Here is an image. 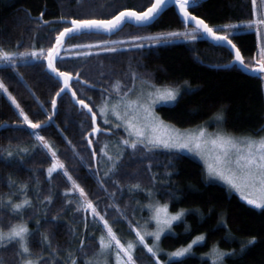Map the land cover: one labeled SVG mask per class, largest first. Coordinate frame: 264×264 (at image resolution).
<instances>
[{
	"label": "trees",
	"instance_id": "16d2710c",
	"mask_svg": "<svg viewBox=\"0 0 264 264\" xmlns=\"http://www.w3.org/2000/svg\"><path fill=\"white\" fill-rule=\"evenodd\" d=\"M153 1L0 0V47L8 51L43 48L46 52L55 43L58 32L73 18L110 19L120 11L146 10ZM190 11L212 27L242 24L253 18L252 0H200V6L190 8ZM185 28L176 8L170 5L147 26L125 24L110 36L98 33L73 35L64 48L105 37L182 31ZM230 38L240 49L245 62L251 64L257 53L256 33L239 31L231 33ZM64 52L65 49L57 58V66L72 72L77 98L85 99L97 112V126L102 131L89 135L91 114L76 104L71 92L56 98L57 109L52 122L37 131L52 145L70 174L100 210L116 204L124 212V218L113 224L114 230L129 227V221L135 224L136 203L139 200L146 202V197L139 191L130 190L129 186L139 183L142 189L155 192L157 201L167 204L170 212L185 211L182 220L172 225L171 232L161 237L163 252L185 247L198 235L205 236V241L193 245L191 251L181 258L168 260L166 253L159 254L164 264H212L209 253L214 245L223 251L235 252L226 258L225 264H264V210L249 206L223 185L206 181L202 165L192 157L159 149L154 154H146L150 160H141L130 155L131 149H126L120 161L121 168L105 177L104 169L99 165V141L112 138L114 128L102 122L97 109L103 102L102 97L116 96L111 87L116 80L121 82L122 91L126 90L132 84V73H135L139 80L155 86L185 85L173 104L156 108L159 117L174 127L199 126L222 110V124L227 132L259 135L264 132L261 76L231 64L233 53L226 46L206 38L91 56L63 57ZM77 72L80 80L86 83L77 82ZM0 79L33 122L47 121V116L52 113L51 100L62 83L47 70L45 60L18 62L15 70L0 68ZM105 129L109 131H103ZM32 131L22 123L18 110L0 91V198L6 200L11 195L14 201L22 199L25 192L21 191V185L27 184L26 195L33 207L25 210L23 219L32 233L30 247L33 257L42 255L41 264L45 261L52 264L50 255L54 253L56 264H64L68 250H74L77 264H84L99 249L96 234L89 230L91 216L77 212L73 203H67V199L76 200L75 192L65 197V189L71 184L61 170L53 173L49 180L47 168L51 155L42 146L33 148L38 142L30 135ZM115 132L123 134L120 129ZM89 139L93 141L91 146L88 145ZM21 148L28 151L21 152ZM6 150H11L14 155L8 157ZM93 151L97 153L95 159L92 158ZM97 172L99 176L95 175ZM101 178L105 181L103 188L98 183ZM13 181L15 183H11ZM48 194L53 197L52 203H41ZM107 211L110 223L112 217L119 218L115 208L108 207ZM82 217H87L88 228L80 236L72 222L81 221ZM19 219L9 209H0V226L7 228L9 223H16ZM95 232L101 233V229L96 227ZM43 235L49 237L51 248L42 243ZM252 237L256 238V243L241 252L242 246ZM81 240L87 256L78 251ZM17 251L14 244L0 246V264H20ZM135 257L138 264H155V259L142 246L136 249Z\"/></svg>",
	"mask_w": 264,
	"mask_h": 264
},
{
	"label": "snow or ice",
	"instance_id": "6c2138e0",
	"mask_svg": "<svg viewBox=\"0 0 264 264\" xmlns=\"http://www.w3.org/2000/svg\"><path fill=\"white\" fill-rule=\"evenodd\" d=\"M261 8H264V0H259ZM174 6L179 11L183 23L186 26L183 32H169L161 36L149 37H135L137 40H150L159 43L161 40L167 42L168 38L183 37L186 40H197L206 37L217 45L228 44L234 51V63L241 65L246 71L250 70L253 73H264V47L260 49L259 58L255 60L254 64L246 63L242 56L240 49L230 38L231 33L229 29H236L240 25H225L222 28H214L210 26L203 18L194 15L190 8L199 7L200 0H154L150 7L146 10L133 11L124 10L110 19L98 18H73L70 24H66L62 31H59L55 37V43L49 47L46 52L43 48L36 50L35 48L25 51H8L0 47V68L11 67L16 69L19 61L27 63L29 59L39 61L41 59L47 61V70L54 75L62 87L55 93V97L51 100L52 113L47 116L45 122H33L24 108L17 102L16 98L12 96L6 87L4 80L0 79V91L7 94L12 104L18 109V114L22 117V123L33 130L32 135L38 144H34L33 148L42 146L47 149L51 155V163L47 168L49 180L52 179V174L58 170L62 171L64 177L70 182L71 187L65 189V197L70 193L78 192L79 199H67V203H75L77 212H85L92 217L95 224L97 221L101 226V234L98 237L99 249L94 252L93 258L84 262V264H110V259L114 260V264H138L135 257L136 249L142 246L155 259V264H163L159 258L160 248L159 241L165 231L172 228L173 222L180 221L184 216V210L172 214L168 210L167 204H160L159 202L149 203L147 207L150 209L152 215L151 219L155 221L156 228L154 231L147 230L146 226H142L139 222L132 225L129 221L131 232L135 233L134 239L122 240L116 231H114L113 224L119 223L125 214L116 204L107 205L105 209L100 210L98 205L89 199L85 189L73 178L65 164L59 159L57 152L52 145L45 139L39 131L46 127L48 123L52 122V118L56 115L57 97H61L62 93L71 92V97L76 104L80 105L82 109H87L91 114V133H100L102 129L97 126V112L89 106V103L83 98H77V92L73 90L72 80L73 74L69 71L61 70L57 66V58L60 56V51L65 45L66 38L71 35H79L85 33L107 32L112 33L119 29L126 20L135 21L137 25L147 26L155 21L161 12L167 6ZM258 0H252L253 14L257 16L256 19L248 21L244 24L245 28L252 29L255 27L257 38L260 39V27L264 26V15L257 12ZM43 13H41V18ZM62 19H64L62 17ZM44 23H48L44 21ZM192 27L188 30V27ZM118 43L117 41H104V45H112ZM137 47H143L142 44H137ZM76 47L91 48L92 44L76 45ZM99 47V45H95ZM107 52H116L117 48L106 46L103 48ZM84 56H91V52L81 53ZM19 75V73H17ZM22 79V77H21ZM138 77L132 73V84L122 91L121 82L116 80L112 85V90L116 93L117 98L112 101L111 94L108 97H102V104L97 106L99 115L103 118L105 124H113L114 128H123L125 133L117 141L115 147L116 154L109 153V145L105 144L100 153L107 158V168L104 172L105 177L115 174L121 168L120 161L125 154L126 149H131L130 155L143 159H151L146 154H154L158 149H163L168 152L187 151L192 153L204 161L206 166V173L209 179H218L228 186L231 191L239 194L240 198L248 205L264 210V136L258 135H243L235 136L220 130L219 126L224 121L223 111H218L213 120L217 124V131L209 133L204 126L198 127L195 130L180 131L174 126L166 124L155 112V105L157 101L175 102L180 94V90L175 87H166L164 89L157 88L149 81L141 79V87H136ZM76 80L80 83L86 81L80 80V73H76ZM146 85V87H145ZM135 94L134 98L131 94ZM41 107H43L41 105ZM109 114L115 117L113 123L109 119ZM103 131H109L105 129ZM70 143V142H69ZM93 141L88 140V145L91 146ZM19 151L27 152V148H21ZM7 156L12 157L14 153L11 150H6ZM97 153L92 152V158H96ZM151 169V164L148 166ZM99 176V173H95ZM171 175V173H169ZM155 179V177H153ZM104 179L98 180L101 188L104 187ZM11 183H15L14 181ZM113 183H116L113 181ZM130 190H139L141 185L133 183ZM27 184L21 185V191L25 192L22 199L14 201L9 195L7 199L0 198V209H9L14 215L20 217L16 223H9L7 228L0 226V246H7L14 244L18 251L17 255L20 257V264H41L44 260L42 255L33 257L30 247V238L32 233L29 230L27 223L23 219V214L26 209L33 207L32 201L26 195ZM106 191V189H105ZM115 196V193H110ZM151 197V192L148 193ZM37 199H40L37 194ZM53 197L51 194L46 195L41 203L47 202L51 204ZM115 208L116 213H119V218L112 217L110 223L109 213L107 208ZM53 220L56 217H52ZM87 217H85V220ZM87 226V224L85 225ZM151 236L153 242L150 244L147 237ZM205 241L204 235H198L191 244L186 248H180L169 254V259L174 257H183L189 253L193 245ZM42 243L51 248V241L47 235H43ZM256 243V238L252 237L247 241V244L242 246L241 252L246 248L253 246ZM78 251L87 256L84 249V241L81 240ZM209 255L212 257V264H225L227 257L235 255V252H227L221 250L218 246H213ZM103 258L101 261L100 258ZM56 254L50 255L52 264H56ZM48 264V261H45ZM64 264H77L76 254L72 250H68L67 256L64 258Z\"/></svg>",
	"mask_w": 264,
	"mask_h": 264
},
{
	"label": "rangeland",
	"instance_id": "374dc122",
	"mask_svg": "<svg viewBox=\"0 0 264 264\" xmlns=\"http://www.w3.org/2000/svg\"><path fill=\"white\" fill-rule=\"evenodd\" d=\"M154 2V1H153ZM152 2V3H153ZM151 3V4H152ZM151 6V5H150ZM149 6V7H150ZM130 10V9H129ZM178 10V9H177ZM133 11H135V10H133ZM257 12L258 13H260L261 15H264V8H261V6H260V4H259V0H258V6H257ZM257 18V16L256 15H254L253 14V18L251 19V20H253V19H256ZM126 21H130V22H133V23H135V21H132V20H126ZM247 23V22H246ZM246 23H242V24H234V25H240V27H238V28H236V29H229L228 31L230 32V33H235V32H239V31H253V32H255L256 33V29H255V27L254 28H252V29H248V28H245L244 27V24H246ZM230 25V24H229ZM223 26H225V25H222V26H218V27H214V28H222ZM188 30H190V28H188ZM183 31H185V29L184 30H182V31H169V32H183ZM169 32H162V33H155V34H141V35H136V36H129L128 34L126 35V36H124V37H105V38H100V39H96L95 41L94 40H92V41H90V42H85V43H77V44H71V45H69V46H67L66 48H62L61 49V51H63V49H65V51L66 52H64V54H63V57H68V56H75V55H82L81 53H85V52H91L92 54H95V53H102V52H107V51H104L103 50V48L104 47H106V46H111V47H115V48H117V50H125V49H130V48H138L136 45L137 44H142L143 46H157V45H161V44H167V43H172V42H181V41H190V40H186V39H184L183 37H174V38H168V40H167V42H164V40H161L159 43H157L156 41H150V40H143V39H141V40H137V39H135V37H149V36H161V35H165V34H167V33H169ZM107 33V32H106ZM260 39H258L257 38V53H256V58L253 60V62L251 63V64H254L255 63V60L256 59H258L259 58V55H260V49L262 48V47H264V26H261L260 27ZM256 36H257V34H256ZM202 38H206V37H202ZM68 39H70V38H66V40H65V43L67 42V40ZM104 41H117L118 43H116V44H112V45H104L103 44V42ZM86 44H92V45H94V47H91V48H83V47H76V45H86ZM95 45H99V47H95ZM65 46V45H64ZM62 54H61V52H60V56H61ZM59 56V57H60ZM29 61H33V60H31V59H29ZM46 61V60H45ZM233 61H234V59H233ZM19 62H24V61H19ZM238 64V63H237ZM250 71V70H249ZM257 74H259L260 76H261V78H262V82H263V88H264V73H257ZM141 80H139V79H137V81H136V87L137 88H140L142 85H141V82H140ZM145 87H146V85H145ZM157 88H160V89H164V88H166V87H170V86H156ZM182 87H185V85L183 84V85H181V86H178V87H175V88H178L179 90H180V92H181V90L183 89ZM2 92V91H1ZM3 93V92H2ZM4 94V93H3ZM132 96H133V98H134V93L133 94H131ZM4 96L11 102V100L8 98V96H7V94H4ZM117 98V96H115V95H111V97H110V99L112 100V101H114L115 99ZM178 98V97H177ZM174 102H163V101H157V103H156V105H155V112H156V108L158 107V106H160V105H171V104H173ZM11 104H12V102H11ZM13 105V104H12ZM14 107H15V105H13ZM16 108V107H15ZM18 110V109H17ZM156 114H157V112H156ZM158 115V114H157ZM159 116V115H158ZM109 119L111 120V121H113V123H118V121H115V117H113V116H111V114H109ZM161 119V118H160ZM164 121V120H163ZM102 122L104 123V120H103V118H102ZM165 122V121H164ZM166 124H169V123H167V122H165ZM105 124V123H104ZM106 125H109L110 127H113V124H106ZM169 125H171V124H169ZM173 126V125H172ZM201 126H204V127H206L207 128V130H208V132L209 133H214V132H216L218 129H217V124H216V122L213 120V118L212 119H210L209 121H207V122H204L203 124H201V125H199V126H196V127H191V128H178V127H175L176 129H179L180 131H188V130H195V129H197L198 127H201ZM114 128V127H113ZM219 128H220V130H222V131H224V132H227L225 129H224V127H223V124H221L220 126H219ZM116 130H118L117 128H114L113 129V132H111L112 134H113V137L112 138H107V139H105V138H102L100 141H99V149H98V151H99V165H100V167H101V169H104V172L106 171V168H107V158L106 157H104L101 153H100V149L105 145V144H108L109 145V148H108V151H109V153L110 154H112V155H115L116 154V151H117V149H116V147H115V145H116V143H117V141L120 139V137L121 136H124L125 135V133H124V131H123V128H120V130L122 131V135H119V134H116ZM227 133H229V134H232V135H235V136H243V135H245V134H233V133H230V132H227ZM248 135H251V134H248ZM258 136H264V132L263 133H261V134H259ZM159 150V149H158ZM163 150V149H162ZM176 152V151H175ZM178 153H182V154H185V155H188V156H190V157H192L193 159H195L196 161H198L201 165H202V168H203V173H204V178H205V180L206 181H208V182H216V183H219V184H221V185H223L227 190H229L230 192H232V193H234V194H236L238 197H239V199H241L240 198V196H239V194L238 193H236L235 191H231L229 188H228V186L226 185V184H224L222 181H220V180H218V179H209L208 178V176H207V173H206V166H205V163H204V161L203 160H201L200 159V157H198V156H196V155H194V154H192V153H189V152H187V151H182V152H178ZM134 191H139V192H141L146 198V202H141L140 200L139 201H137V203H136V208H135V210H134V217H135V224H132V225H136V223L137 222H139V224L140 225H142V226H146V228H147V230H149V231H154L155 230V228H156V224H155V221L154 220H152L151 219V215H152V213H151V211H150V209L147 207V205L149 204V203H154V202H158L157 201V199H156V196H155V192H153L151 189H139V190H135V189H133ZM149 192H151V197H149V195H148V193ZM75 198H76V200H78L79 199V193L78 192H75ZM242 200V199H241ZM243 201V200H242ZM243 202H245V201H243ZM160 203V202H159ZM246 203V202H245ZM74 204V206L76 207V204L75 203H73ZM160 204H162V203H160ZM247 204V203H246ZM250 206V205H249ZM252 207V206H251ZM180 211V210H179ZM178 211V212H179ZM170 212V211H169ZM145 213V214H144ZM170 213H172V214H175V213H177V212H170ZM184 213H185V211H184ZM144 215V216H143ZM71 218V216L69 217V221L71 220L70 219ZM83 219L81 220V221H78V222H72V224H74L75 225V228H76V230H77V235H80L81 236V233H83V232H85V230H86V228H88V225L87 226H85L87 223H86V220H85V217H82ZM183 218V217H182ZM182 218H181V220H182ZM91 222H90V233L91 234H96V236H97V238L99 237V235L101 234V233H96L95 232V228L96 227H99V229H101V226L99 225V222L97 221L95 224L93 223V221H92V217H91V220H90ZM176 222H178V221H175V222H173V224H175ZM114 231H116V230H114ZM117 234H118V236L122 239V240H128V239H134L135 238V233L134 232H131V229H130V227H126V228H119V229H117ZM171 232V230H169V231H165V233L164 234H167V233H170ZM163 234V235H164ZM162 235V236H163ZM161 236V237H162ZM195 239V238H194ZM193 239V240H194ZM147 240H148V242L151 244L152 242H153V238L151 237V236H149V237H147ZM161 240V239H160ZM80 243V242H79ZM192 243V242H191ZM190 243V244H191ZM188 246V245H187ZM187 246H185V247H182V248H186ZM159 248H160V253L159 254H161V253H166V255H167V259L168 260H172V259H178V258H181V257H174V258H171V259H169V254L171 253V252H163L162 250H161V246H160V241H159ZM178 250V249H177ZM72 251H74V250H72ZM176 251V250H175ZM172 252H174V251H172ZM188 254V253H187ZM186 254V255H187ZM60 257H62L61 255H60ZM101 259V261L103 260V258L101 257L100 258ZM88 260V259H87ZM110 264H114V260H112V259H110ZM163 264H164V262H163Z\"/></svg>",
	"mask_w": 264,
	"mask_h": 264
},
{
	"label": "water",
	"instance_id": "95a60500",
	"mask_svg": "<svg viewBox=\"0 0 264 264\" xmlns=\"http://www.w3.org/2000/svg\"><path fill=\"white\" fill-rule=\"evenodd\" d=\"M176 11H177V13L179 14V11L176 9ZM180 16V15H179ZM181 17V16H180ZM181 19H182V17H181ZM125 24H133V25H137L136 23H133V22H130V21H125L124 22V24L119 28V29H121ZM119 29H117V30H119ZM117 30H115L114 32H112V33H106V32H95V31H93L92 33H98V34H104V35H108V36H110V35H112L113 33H115ZM71 36H73V35H71ZM70 36V37H71ZM69 38V37H68ZM206 39H208V38H206ZM209 41H211V42H213L212 40H210V39H208ZM213 43H215V42H213ZM216 44V43H215ZM219 45H223V46H226L232 53H233V56H234V51L231 49V47H230V45H228V44H226V43H224V44H219ZM61 52V51H60ZM234 59V58H233ZM231 64H237V63H234L233 62V60H232V63ZM46 65H47V61H46ZM239 67H241L242 69H244L241 65H239V64H237ZM245 70V69H244ZM247 72H249V73H251V74H255V75H259V74H257V73H253L252 71H249V70H247Z\"/></svg>",
	"mask_w": 264,
	"mask_h": 264
}]
</instances>
